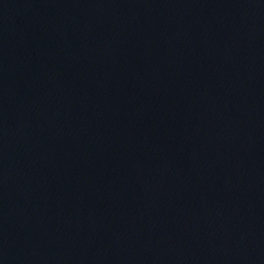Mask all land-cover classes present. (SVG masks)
Listing matches in <instances>:
<instances>
[{"label": "water", "instance_id": "95a60500", "mask_svg": "<svg viewBox=\"0 0 264 264\" xmlns=\"http://www.w3.org/2000/svg\"><path fill=\"white\" fill-rule=\"evenodd\" d=\"M18 0H0V82L12 35Z\"/></svg>", "mask_w": 264, "mask_h": 264}]
</instances>
